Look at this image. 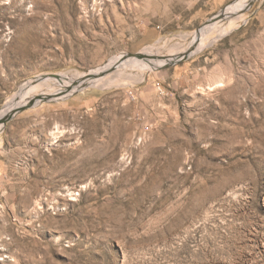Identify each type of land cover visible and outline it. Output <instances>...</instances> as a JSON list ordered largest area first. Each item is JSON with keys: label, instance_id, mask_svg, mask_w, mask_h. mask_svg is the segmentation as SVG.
Segmentation results:
<instances>
[{"label": "rangeland", "instance_id": "rangeland-1", "mask_svg": "<svg viewBox=\"0 0 264 264\" xmlns=\"http://www.w3.org/2000/svg\"><path fill=\"white\" fill-rule=\"evenodd\" d=\"M231 1L0 0V111L52 98L0 127V264H264V0L188 58L55 93Z\"/></svg>", "mask_w": 264, "mask_h": 264}, {"label": "bare ground", "instance_id": "bare-ground-1", "mask_svg": "<svg viewBox=\"0 0 264 264\" xmlns=\"http://www.w3.org/2000/svg\"><path fill=\"white\" fill-rule=\"evenodd\" d=\"M248 2L249 0H236L232 4L228 5L226 8V13L228 17L225 21L220 20V21L206 24L205 26L200 28L199 33L194 31L195 36L193 35V33L191 34L192 36L188 44H181V43L177 44L176 43L174 45H171L170 47L167 48V51H166L167 53H160L159 48L155 50L154 48H151V47L145 48L143 51H141V53L150 56V59L152 61L151 64L145 60L138 59L136 57H128V56H125L126 58L124 59L121 58L120 60H117V59L113 60L111 63L109 61L107 64H104L101 68L97 69L96 71H91L93 73L107 71V73L100 78L93 79V80L91 79L86 80L85 85H93L96 87H108V86H112L113 84L120 83V82L125 83L128 80H131L133 76V75L131 76V74L126 72L125 69L128 67H131V68L133 67L147 68L148 67L149 69L153 70L155 69V67L163 65L168 60V58L174 59L178 56L184 55L187 52V50H189V48L192 47V45L195 46V50L191 53V55H193L196 52L202 51L203 49L212 45L215 41H217L219 38H221L225 34L241 26V23L245 20V17H246L245 15L246 11H243V10L246 7ZM154 56H156V58H154ZM86 75H88V73L82 74V73L76 72L75 77L78 80L83 81ZM139 79L140 80L143 79V75H141ZM35 85L32 86V88L27 90L26 92H23L24 93L23 98L21 99L20 101L21 103L19 105L25 104L27 102L26 100H29V98H31L26 95L29 92H31V90H35L37 88V86ZM58 92H59L58 90L57 92H55L56 94H60L58 98L65 96L64 94H61ZM17 106L18 104L16 105V107ZM10 107H11V104L8 108H5L2 111H0V120L3 117H5L6 114H8V109ZM1 126H3V124H0V127Z\"/></svg>", "mask_w": 264, "mask_h": 264}, {"label": "water", "instance_id": "water-1", "mask_svg": "<svg viewBox=\"0 0 264 264\" xmlns=\"http://www.w3.org/2000/svg\"><path fill=\"white\" fill-rule=\"evenodd\" d=\"M234 1L236 0H233L231 1L230 3H228L227 5H225L218 13H216L215 15H213L210 19H208L204 24H202L200 27L197 28L196 32L199 33L200 32V28L205 26L206 24H209V23H213V22H216V21H220V20H223L225 21L228 17L227 13H226V8L228 5L232 4ZM254 2V0H250L246 7L244 8L243 11H247L250 6L252 5V3ZM195 50V46L192 45V47L189 48V50H187V52L182 55V56H178L174 59H170L168 58V60L163 64V65H160L158 67H155L156 69L158 68H161L162 66H165L169 63H172V62H175L177 60H181V59H184V58H188L190 57L191 53ZM126 56L128 57H136L138 59H142V60H145L147 62H149L150 64L152 63L151 59H150V56L149 55H145L141 52H136V53H130V54H127ZM154 58H156V56H154ZM167 59V58H166ZM107 73V71H101V72H96V73H88V75L85 76L84 80L82 78V82H77L76 85H79L76 89H72L70 87H68L66 89V91L64 92V97H66L67 95H69L70 93H73L75 92L77 89H81L83 87H85V83H86V80H93V79H97V78H100L102 76H104L105 74ZM52 98L51 97H48L46 95H40V96H34V97H31L29 98V100L23 104V105H19L17 107H14L12 108L8 114H6L5 117H3L1 120H0V123L2 124H5L7 121H9L14 115H16L18 112L26 109V108H31L33 106H35L36 104L40 103V102H46V101H50Z\"/></svg>", "mask_w": 264, "mask_h": 264}]
</instances>
